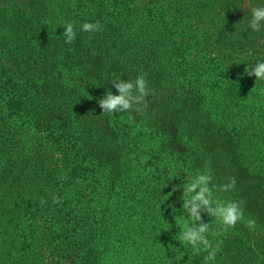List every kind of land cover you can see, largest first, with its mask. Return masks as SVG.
<instances>
[{"label":"trees","instance_id":"16d2710c","mask_svg":"<svg viewBox=\"0 0 264 264\" xmlns=\"http://www.w3.org/2000/svg\"><path fill=\"white\" fill-rule=\"evenodd\" d=\"M253 3L0 0V264H176V247L181 264H205L174 238L182 190L169 193L205 168L215 184L236 178L217 195L245 217L213 238L210 264H264V82L244 72L264 59ZM85 20L101 30L79 31ZM141 73L145 111L102 114L110 81Z\"/></svg>","mask_w":264,"mask_h":264},{"label":"clouds","instance_id":"9594fccd","mask_svg":"<svg viewBox=\"0 0 264 264\" xmlns=\"http://www.w3.org/2000/svg\"><path fill=\"white\" fill-rule=\"evenodd\" d=\"M249 12L247 28L253 32H260L264 29V0H255V3L249 8ZM62 25L65 29L62 34L65 43H71L77 35L74 22L66 21ZM101 28L100 21L85 20L80 24L79 31L94 33L100 31ZM244 72L248 76H255L256 83L258 81L264 82V59H257L251 65L247 63ZM109 84L111 90H106L105 94L97 101L102 114L112 116L131 113L133 110L136 113L145 111L147 108L146 97L150 92L145 74L141 73L134 79L129 80L115 77ZM113 90L115 94H113ZM178 176L179 174L176 177ZM180 179L181 182L174 184L169 192L172 195L174 192L182 190L178 196V200L182 202L179 211L185 219L177 223L180 231L174 238L180 241L183 246L190 247L193 254L206 250L207 255L203 259L205 264H210L220 251L219 241L213 238L218 237L221 231L231 228L237 222L245 219L242 201L235 199L222 200L217 195L219 192L232 190L236 185V178L230 176L227 178L228 182L215 184L213 183L211 170L205 168L204 170H196L194 174H185ZM166 200L168 198L163 200L161 204ZM169 207L172 208L176 219L177 208L174 204H170ZM205 215L211 218L207 222L205 221ZM212 221H215L216 224L213 225ZM246 223L247 226L254 228L256 221L247 219ZM176 249V264H181L186 252L178 247Z\"/></svg>","mask_w":264,"mask_h":264}]
</instances>
